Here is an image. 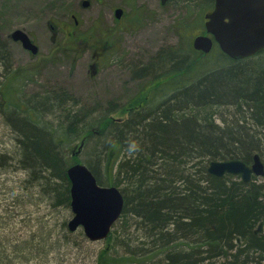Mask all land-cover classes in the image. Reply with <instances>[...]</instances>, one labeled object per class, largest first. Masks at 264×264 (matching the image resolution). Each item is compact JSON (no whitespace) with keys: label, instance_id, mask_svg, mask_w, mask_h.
<instances>
[{"label":"trees","instance_id":"trees-1","mask_svg":"<svg viewBox=\"0 0 264 264\" xmlns=\"http://www.w3.org/2000/svg\"><path fill=\"white\" fill-rule=\"evenodd\" d=\"M182 1L199 14L186 25L184 41L132 68L135 77L149 78L150 93L124 120L110 118L117 103L96 118V109L80 106L66 90L24 100L22 72L12 69L0 39V74L12 79L0 86V115L14 142L9 153L0 150L2 173L15 163L45 198L70 205L67 170L80 160L66 153L81 140L80 152L93 143L95 159L86 164L98 183L123 194L121 219L94 264H264V184L207 170L213 160L252 162L264 128V49L242 59L216 43L209 53L194 49L192 36L205 33L215 0ZM22 239L23 249L47 254Z\"/></svg>","mask_w":264,"mask_h":264},{"label":"rangeland","instance_id":"rangeland-1","mask_svg":"<svg viewBox=\"0 0 264 264\" xmlns=\"http://www.w3.org/2000/svg\"><path fill=\"white\" fill-rule=\"evenodd\" d=\"M83 1L0 0V39L8 45L12 69L25 74L18 78L24 100L66 90L80 106L96 109V118L110 102L117 103L121 108L110 118L124 120L129 109L150 93L149 78L135 77L132 68L146 64L162 47L184 41L186 25L199 14V7L189 12L187 1L182 0L164 5L161 0H87V6ZM117 8L123 9L121 22L116 18ZM16 29L25 31L38 45L37 56L28 54L20 42L12 39ZM73 30L80 36L76 41L69 35ZM32 65L38 66L33 75L26 73ZM6 73L0 77L2 89L6 80H12ZM2 118L0 115V150L9 153L14 142ZM258 130V147L253 153H259L264 162V128ZM80 142L66 155L87 165L89 159H95L93 143L80 152ZM14 167L12 163L6 173L0 170V264H94L97 252L108 242L84 238L82 227L67 233L64 224L68 225L73 216L71 202L68 205L64 198L49 201L40 194L39 186L32 187L25 172L14 171ZM102 176L108 184L111 176L105 171ZM255 183L264 184V176L256 177ZM66 234L74 253L65 247ZM20 238L40 244L47 254L37 257L35 249H23Z\"/></svg>","mask_w":264,"mask_h":264},{"label":"water","instance_id":"water-1","mask_svg":"<svg viewBox=\"0 0 264 264\" xmlns=\"http://www.w3.org/2000/svg\"><path fill=\"white\" fill-rule=\"evenodd\" d=\"M168 1L161 0V4ZM88 4L87 0L83 1L84 6ZM115 13L120 18L123 9L117 8ZM11 37L32 54L38 53V45L22 29L14 30ZM215 43L232 59L250 57L264 49V0H215L213 10L205 15V33L194 37L192 45L209 53ZM82 146L83 142L79 149ZM207 170L216 177L240 176L248 183L254 176H264V162L255 153L250 164L240 159L213 160ZM67 175L73 212L68 229L73 232L82 227L90 241L107 239L124 211L122 192L114 185H100L93 172L81 162L71 165Z\"/></svg>","mask_w":264,"mask_h":264},{"label":"flooded vegetation","instance_id":"flooded-vegetation-1","mask_svg":"<svg viewBox=\"0 0 264 264\" xmlns=\"http://www.w3.org/2000/svg\"><path fill=\"white\" fill-rule=\"evenodd\" d=\"M117 18V17H116ZM121 19H122V16L120 17V18H118V20H119V22H121ZM52 28H54L53 26H52ZM69 35L71 36V38H74V37H77L78 39L80 38V36L78 37L77 36V34H76V31L75 30H73V31H71L70 33H69ZM17 42H19V41H17ZM21 43V42H20ZM22 44V43H21ZM25 49V48H24ZM25 50H27V49H25ZM27 52H28V54H30V55H34V54H32L29 50H27ZM39 52V51H38ZM38 54V53H37ZM37 56V55H36ZM37 65H32V66H29V67H27L26 69H29L26 73H29V74H32L33 75V73H34V70L35 69H37ZM22 75L23 76H25V74L24 73H22ZM3 76V74H0V77H2Z\"/></svg>","mask_w":264,"mask_h":264}]
</instances>
